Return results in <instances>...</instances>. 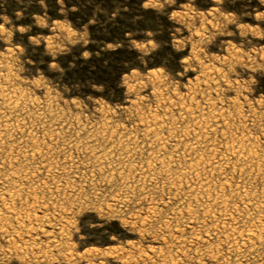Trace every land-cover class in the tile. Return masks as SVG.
<instances>
[{
	"label": "rangeland",
	"instance_id": "obj_1",
	"mask_svg": "<svg viewBox=\"0 0 264 264\" xmlns=\"http://www.w3.org/2000/svg\"><path fill=\"white\" fill-rule=\"evenodd\" d=\"M260 12L262 0H0V264H264ZM69 99L93 127L89 110L116 125L93 163L46 115H70ZM116 109L139 120L121 130Z\"/></svg>",
	"mask_w": 264,
	"mask_h": 264
},
{
	"label": "snow or ice",
	"instance_id": "obj_2",
	"mask_svg": "<svg viewBox=\"0 0 264 264\" xmlns=\"http://www.w3.org/2000/svg\"><path fill=\"white\" fill-rule=\"evenodd\" d=\"M225 0H221V3H224ZM264 2V0H262ZM145 7H148V5H145ZM153 7H155L153 5ZM220 7V5H218ZM254 23L264 31V12H260L259 14L256 15L254 18ZM2 27V25H0ZM244 27L245 31H250L251 29L247 28V26H242ZM24 29H20V32H24ZM146 39L149 40L150 46L152 49L162 47L161 43L157 42H152L150 37H146ZM0 47H3V45H0ZM138 48H146V46L143 45H136ZM179 47V45H178ZM183 55H187V53H183ZM193 61H195V57H192ZM184 66L187 67L188 61L185 60ZM53 69L57 68L56 64H53L51 66ZM157 68V72L159 73L160 76L162 77H167L168 73L175 74V67L171 65L170 63H159L158 65L154 66ZM190 74L194 75L193 72L190 71ZM41 95H43V92H41ZM60 103H63V101H60ZM142 104L145 102H141ZM43 106V104H42ZM68 106L72 108V111L69 114H66L64 119L61 121L56 120V113L55 110L52 112H47L46 115L48 116L49 121L56 122L58 127L61 128L62 130L65 131V136L62 139H59V143H64L68 145L69 147H72L73 151H78L79 152V159L81 161L87 159L88 163H93L98 155H105V149L111 150V143L109 141V137L107 135V132L110 131L113 127H116L115 124H108L107 128L102 126L100 124V116L99 113L93 112L89 110L87 112V115L89 117H92L95 119L96 126H92V120L85 121L83 120V115H84V109L82 106H78L77 101L69 99ZM132 106V105H129ZM260 112L262 113L260 117V126L262 129H264V106L260 108ZM79 113V115H78ZM117 115L113 118L115 120H121L123 121V125L121 130L123 128L128 127L129 125H132L135 121L139 120V117L133 111V113L130 116H127L123 112L122 109H116ZM69 119L71 120V123H69ZM87 124L91 128V132L87 131L85 128H82L81 125ZM97 128L100 129V132L105 133L103 136H101L99 133L96 135H92L93 132H96ZM149 133L154 134L155 129H148ZM144 133V128H141L139 125H137L136 130H135V135L137 136H143ZM56 135V133H53ZM262 135H264V132H262ZM89 137V140H85V137ZM126 137L129 141H131L132 137L127 136ZM79 140V144H75V142ZM127 155H131V151H128L126 153ZM108 168H111L112 165H107ZM166 173L162 175L161 179L166 178ZM116 180H120V177H116ZM158 187L159 185H155ZM165 199H167V196H165ZM206 264H212L211 258L206 259Z\"/></svg>",
	"mask_w": 264,
	"mask_h": 264
},
{
	"label": "bare ground",
	"instance_id": "obj_3",
	"mask_svg": "<svg viewBox=\"0 0 264 264\" xmlns=\"http://www.w3.org/2000/svg\"><path fill=\"white\" fill-rule=\"evenodd\" d=\"M7 125V124H6ZM5 125V126H6ZM9 125V124H8ZM9 129V128H8ZM239 154V153H238ZM199 159V158H198ZM160 160V159H159ZM181 160V159H180ZM205 161V160H204ZM193 162V161H192ZM196 162V161H195ZM194 163V162H193ZM197 163V162H196ZM198 163H199V161H198ZM260 163V162H259ZM191 164V163H190ZM248 164V163H247ZM261 164V163H260ZM193 165H195V164H193ZM207 165V164H206ZM197 166V165H196ZM149 167V166H148ZM151 167V166H150ZM199 167V166H198ZM244 167V166H243ZM220 168V167H219ZM149 169V168H148ZM188 169V168H187ZM186 169V170H187ZM190 169V168H189ZM209 170V169H208ZM220 170V169H219ZM188 171H190V170H188ZM197 171V170H196ZM202 171H203V169H202ZM208 172V171H207ZM150 174V173H149ZM179 175V174H178ZM183 175V174H182ZM153 176V175H152ZM189 176V175H188ZM198 176H199V174H198ZM176 178L178 177V176H175ZM197 177V176H196ZM200 177V176H199ZM202 177V176H201ZM206 177V176H205ZM179 178V177H178ZM10 179V178H9ZM171 179V178H170ZM172 179H173V177H172ZM181 179V178H180ZM179 179V180H180ZM7 180V179H6ZM152 180V179H151ZM177 180V179H176ZM182 180V179H181ZM204 180V179H203ZM207 180V179H206ZM14 181V180H13ZM202 181V180H201ZM171 182V181H170ZM174 182V181H173ZM203 182V181H202ZM206 182V181H205ZM204 182V183H205ZM8 183V182H7ZM9 184V183H8ZM15 184V183H14ZM206 184V183H205ZM208 185V184H207ZM16 186V185H15ZM205 186V185H204ZM238 188V187H237ZM130 189V188H129ZM209 195V194H208ZM10 196V195H9ZM13 197V196H12ZM255 198V197H254ZM224 206V205H223ZM263 222V221H262ZM243 242V241H242Z\"/></svg>",
	"mask_w": 264,
	"mask_h": 264
}]
</instances>
